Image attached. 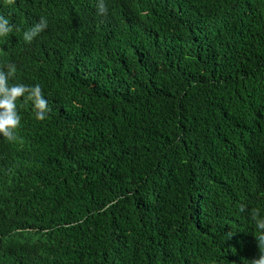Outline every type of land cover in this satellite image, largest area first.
Listing matches in <instances>:
<instances>
[{"label":"trees","instance_id":"trees-1","mask_svg":"<svg viewBox=\"0 0 264 264\" xmlns=\"http://www.w3.org/2000/svg\"><path fill=\"white\" fill-rule=\"evenodd\" d=\"M91 2L0 0V69L51 109L38 121L17 100L16 140H0V264L252 260L264 0Z\"/></svg>","mask_w":264,"mask_h":264},{"label":"clouds","instance_id":"clouds-1","mask_svg":"<svg viewBox=\"0 0 264 264\" xmlns=\"http://www.w3.org/2000/svg\"><path fill=\"white\" fill-rule=\"evenodd\" d=\"M7 3L13 4L15 0H7ZM91 7L93 10H97L98 15H107L108 10L104 0H99L97 5L95 0H92ZM47 26V20L42 17L31 30L24 32L25 42L31 43ZM13 28L14 26L10 24L9 19L4 15H0V37L7 36L13 31ZM6 68L7 71L0 69V140L5 146L6 143L10 144L16 140V131L20 126L21 117L17 111V100L23 98L25 104L31 103L35 119L38 121L46 119L47 114L51 111L48 100L45 98L43 89L39 84L32 86L22 83L9 84V80L15 77L16 65L8 63ZM246 210L244 205L240 206L241 212ZM249 214L255 222L258 232L255 235L256 242L244 240V246L249 249L250 245H253L252 252L255 256L252 260L246 263L241 262V264H264V216H261L259 209H251ZM26 230L34 232L35 229L28 228ZM240 247H242L241 244ZM259 250L260 255L255 258ZM0 252H2L1 247Z\"/></svg>","mask_w":264,"mask_h":264}]
</instances>
